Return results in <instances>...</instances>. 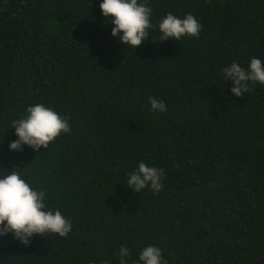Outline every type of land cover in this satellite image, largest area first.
I'll list each match as a JSON object with an SVG mask.
<instances>
[{"label":"trees","instance_id":"1","mask_svg":"<svg viewBox=\"0 0 264 264\" xmlns=\"http://www.w3.org/2000/svg\"><path fill=\"white\" fill-rule=\"evenodd\" d=\"M102 2L0 0V174L23 172L72 223L29 246L0 237V264H119L121 247L142 264L147 246L168 264H264V85L237 98L222 73L264 63V0H139L153 27L136 50ZM169 13L193 15L199 36L160 42ZM35 104L71 133L11 151ZM140 162L163 170L158 193L129 188Z\"/></svg>","mask_w":264,"mask_h":264},{"label":"clouds","instance_id":"2","mask_svg":"<svg viewBox=\"0 0 264 264\" xmlns=\"http://www.w3.org/2000/svg\"><path fill=\"white\" fill-rule=\"evenodd\" d=\"M100 8L102 15L113 24L112 36L119 37L128 48L136 50L149 38L148 29L153 27L150 23L151 7L139 0H103ZM201 27L191 14L181 19L169 13L158 25L159 40L180 41L184 37H198ZM222 73L225 80L234 84L231 91L237 98L251 92L257 83L264 85V63L258 58H252L247 69L233 62L223 68ZM149 103L153 112L167 111L166 103L155 97H151ZM69 119L42 104L29 106L27 115L12 124L18 139L9 144L10 150L23 151L25 145L37 153L41 148L48 149L62 133H71ZM22 173L19 170L11 173L5 170L0 174V237L12 234L25 246H29L31 239L37 235L44 237L51 233L67 237L72 231L71 221L59 209L50 210L45 202L46 192L34 189L22 178ZM163 176L162 169L140 162L138 168L128 174L127 184L136 193H141L147 187L158 193L163 187ZM129 255V249L121 247L119 264H127ZM139 261L142 264H168L161 250L155 246L145 247Z\"/></svg>","mask_w":264,"mask_h":264}]
</instances>
